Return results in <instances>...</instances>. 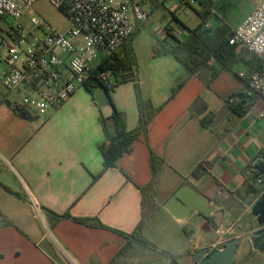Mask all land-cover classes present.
I'll use <instances>...</instances> for the list:
<instances>
[{
	"label": "crops",
	"instance_id": "0c3cea01",
	"mask_svg": "<svg viewBox=\"0 0 264 264\" xmlns=\"http://www.w3.org/2000/svg\"><path fill=\"white\" fill-rule=\"evenodd\" d=\"M198 4V26L208 24L212 32L208 42L205 36L200 40L208 51L234 28L213 32L208 20L220 2ZM158 5L124 43L135 56L136 74L114 86L110 98L104 87L83 86L43 116L22 115L14 106L22 92L4 88L9 69L0 58V264H197L198 249L220 250L210 247L234 237L242 242L233 264H250L249 249L264 264V253L250 238L256 221L249 202L251 192L264 194L258 182L264 180V100L255 97L243 115L230 105L254 95L249 78L262 64L255 69L256 59L234 48L230 59L209 52L191 73L174 51L198 26L177 17L166 27L150 21ZM146 107L155 110L153 119L130 151L106 167L104 152L116 137L114 111L126 115V132L132 133ZM210 113L213 122L205 127L201 120ZM151 152L162 164L157 184L148 190ZM184 185L209 200L217 226L197 213L176 219L167 210ZM51 213L97 218L109 229L72 218L55 222ZM135 232L138 238L123 235Z\"/></svg>",
	"mask_w": 264,
	"mask_h": 264
},
{
	"label": "built area",
	"instance_id": "2783aa9c",
	"mask_svg": "<svg viewBox=\"0 0 264 264\" xmlns=\"http://www.w3.org/2000/svg\"><path fill=\"white\" fill-rule=\"evenodd\" d=\"M35 1L0 0V58L9 69L3 86L9 92H22L21 102L14 106L33 118L47 114L86 85L102 62L148 20L143 3L150 0H49L69 20L64 31L46 29L32 14ZM201 1L179 0L177 8ZM211 1L214 6L220 2ZM35 28L43 34L32 32ZM171 33L178 36L175 28ZM228 40L230 46L244 52L246 59L264 58V0L233 29ZM96 77L113 88L111 71H99ZM249 87L264 100V62L251 74ZM263 181L258 180L260 184ZM258 199L259 194L250 193L251 206ZM35 208L39 210L36 205ZM226 242L221 239L210 249L223 247Z\"/></svg>",
	"mask_w": 264,
	"mask_h": 264
},
{
	"label": "trees",
	"instance_id": "16d2710c",
	"mask_svg": "<svg viewBox=\"0 0 264 264\" xmlns=\"http://www.w3.org/2000/svg\"><path fill=\"white\" fill-rule=\"evenodd\" d=\"M62 10V9H61ZM63 11V10H62ZM209 11V10H208ZM64 12V11H63ZM175 18V17H174ZM169 29V28H168ZM193 37L189 38L187 42L184 43L183 46L179 47L174 51L175 57L179 62H181L191 73H194L198 67L202 64L205 59V55L209 54V52H213L215 54H220L225 57V59H230L233 56L234 47L229 44V35L226 37L225 35L220 39L219 43L215 46L213 44L208 45V51L204 46H201L200 40L203 42H208V30H204V24H200L193 31ZM206 44V43H205ZM253 67L256 69L259 65L262 64L261 59H256L253 62ZM137 62L134 54L130 51L129 48H126V45H122L110 58L105 59L102 64L99 66L98 70L94 73V76L91 77L86 85L88 89H93L95 87H104L109 94L114 89V86L119 85L121 83H125L134 78L137 70ZM253 68V69H254ZM109 70L112 72L115 82L113 88L109 89L105 84L99 82L96 77L99 71ZM182 87V83L179 84V88ZM247 98L243 99L239 103H231L232 109L238 114L243 115L254 103L255 97H258L255 93L253 96H246ZM234 98V96H233ZM194 108V105L191 106V110ZM17 112L24 115L21 110L15 108ZM155 115V110L153 108L146 107L142 111L141 117V125L140 127L132 132H126V115L123 112H119L117 110L114 111L113 119L116 125V137L114 138V143L110 146L109 149L105 150L104 158H105V166H113L116 163V160L123 155L125 152L130 151L131 144L135 139L138 138L140 132L143 128L148 125L149 121L153 119ZM214 114L210 113L206 118L201 120L202 124L205 127H209L213 122ZM162 160L159 158L154 152H151V166L153 170L152 180L148 186V190H152L158 182L160 168H161ZM194 176H198V172H194ZM264 185V181L263 184ZM55 219V222H58L62 218H72L70 215L60 216L55 213H51ZM74 221L85 224L90 227L95 228H106L99 219L97 218H72ZM128 239H133L135 237L138 238V233L128 235L123 234ZM141 240V239H140ZM144 243H148L146 240L142 239ZM175 264H178L175 259H173Z\"/></svg>",
	"mask_w": 264,
	"mask_h": 264
},
{
	"label": "rangeland",
	"instance_id": "374dc122",
	"mask_svg": "<svg viewBox=\"0 0 264 264\" xmlns=\"http://www.w3.org/2000/svg\"><path fill=\"white\" fill-rule=\"evenodd\" d=\"M258 3L259 0H221L220 5L218 6V13L211 16V18H209L208 20L210 26L212 27V31L216 32L218 29L228 31L230 28H236L240 24V22L253 9L256 8ZM143 5L145 10L148 12L153 7L152 5H158L149 20L152 22H158L159 24L163 25L162 27H166L169 23H173L175 25L176 17V19H180L190 28L198 26L201 21L198 12L202 7L198 3L194 6H184L182 8H177V6L180 5L179 0H150L148 3H143ZM175 5L177 6L174 9ZM32 14L45 24L46 29L64 31L69 25V20L65 13L61 9L53 5L49 0H36L32 7ZM218 15L220 16V18ZM26 24L28 25V23ZM221 24L223 28H219ZM204 30H208V32H211L207 27H204ZM32 32L38 35L43 34V31L38 28L32 29ZM100 89L101 88H98V90ZM21 100L22 94L17 95L16 103L21 102ZM182 232L183 235L186 236V231L184 229L182 230ZM248 247L250 248V245H248ZM251 252L252 251H250V249L247 250V257L250 256V254H253L249 263L260 264V257L257 256V253L255 251L252 253Z\"/></svg>",
	"mask_w": 264,
	"mask_h": 264
},
{
	"label": "water",
	"instance_id": "95a60500",
	"mask_svg": "<svg viewBox=\"0 0 264 264\" xmlns=\"http://www.w3.org/2000/svg\"><path fill=\"white\" fill-rule=\"evenodd\" d=\"M263 165L262 163L261 166ZM166 208L176 219H185L197 213L205 217L213 226H217L218 216L209 206V200L189 185L182 186L167 202ZM251 214L256 221L253 225L255 230L250 237L252 246L255 250L264 253V194L253 205ZM241 242L240 238L234 237L228 240L220 250L209 252L207 247L198 249L193 254L194 262L197 264H233L237 247Z\"/></svg>",
	"mask_w": 264,
	"mask_h": 264
}]
</instances>
